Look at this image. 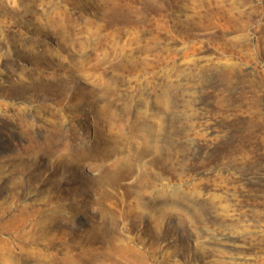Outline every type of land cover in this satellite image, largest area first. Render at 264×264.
Returning <instances> with one entry per match:
<instances>
[{
  "label": "rangeland",
  "instance_id": "obj_1",
  "mask_svg": "<svg viewBox=\"0 0 264 264\" xmlns=\"http://www.w3.org/2000/svg\"><path fill=\"white\" fill-rule=\"evenodd\" d=\"M0 264H264V0H0Z\"/></svg>",
  "mask_w": 264,
  "mask_h": 264
}]
</instances>
